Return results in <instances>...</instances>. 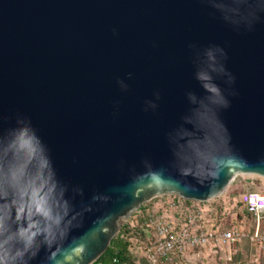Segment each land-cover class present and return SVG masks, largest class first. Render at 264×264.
Returning a JSON list of instances; mask_svg holds the SVG:
<instances>
[{"label":"water","instance_id":"1","mask_svg":"<svg viewBox=\"0 0 264 264\" xmlns=\"http://www.w3.org/2000/svg\"><path fill=\"white\" fill-rule=\"evenodd\" d=\"M238 175L264 179V0H0L2 264H93Z\"/></svg>","mask_w":264,"mask_h":264},{"label":"built area","instance_id":"2","mask_svg":"<svg viewBox=\"0 0 264 264\" xmlns=\"http://www.w3.org/2000/svg\"><path fill=\"white\" fill-rule=\"evenodd\" d=\"M239 202L254 219L255 227L251 235H248L249 240L264 247V232L260 229L264 221V192H244L240 195ZM202 204L205 203L175 196L167 202V208L183 215L181 221L175 223L165 215L148 214L146 221L141 224V230L147 234L143 246H140L142 242L138 239H130L129 251L136 254V246H140V255L145 258L146 264H176L177 261H183L186 252L191 249L230 244L243 238L244 235L235 231L221 230L216 210L203 207ZM209 214H214V218L209 219ZM126 224L131 231L135 224L138 225ZM111 264L128 263L113 257Z\"/></svg>","mask_w":264,"mask_h":264},{"label":"rangeland","instance_id":"3","mask_svg":"<svg viewBox=\"0 0 264 264\" xmlns=\"http://www.w3.org/2000/svg\"><path fill=\"white\" fill-rule=\"evenodd\" d=\"M264 191V179L254 175H238L226 187L222 194L218 197L205 202L203 207H209L216 210V218L219 221V228L223 231H235L243 236L240 240H235L230 244L225 245H211L205 248H194L186 252L183 261H177L176 264H264V247H260L257 243L249 240L248 235L254 230L255 224L251 214L248 213L246 208L239 202V197L244 192H258ZM175 196L165 195L164 199H172ZM158 198L153 199L149 206L145 209L154 210L153 215H165L168 212L172 216V220L177 223L180 222L183 215L176 214L174 211H168L165 204L159 209L150 208ZM149 203V202H147ZM146 204V203H145ZM143 204V205H145ZM142 205V206H143ZM140 210V209H139ZM133 213L126 221V223H138L141 219L142 211ZM146 212H143V215ZM148 214H152L148 212ZM174 217V218H173ZM209 219L214 218V214L207 215ZM171 218V217H170ZM124 223V224H126ZM137 225L135 224V227ZM261 231L264 232V221L260 226ZM147 234L137 228L136 232L130 234V237L138 239L142 242V247L145 242ZM136 246V254L132 255L136 264H146L145 259L140 255L141 248Z\"/></svg>","mask_w":264,"mask_h":264},{"label":"trees","instance_id":"4","mask_svg":"<svg viewBox=\"0 0 264 264\" xmlns=\"http://www.w3.org/2000/svg\"><path fill=\"white\" fill-rule=\"evenodd\" d=\"M152 201L141 206L139 211H143L145 207L149 206ZM146 219L147 215L145 213L143 217H141V219L137 221L138 225L134 227L132 231L128 228L127 224H123L118 234L111 240L106 251L93 264H97L99 262H102V264H111V259L113 257H116L121 262L136 264L134 259L132 258L133 254L129 251V247L131 245L130 239H132L130 237V234L132 235V233L136 232L137 228H141V224L144 223Z\"/></svg>","mask_w":264,"mask_h":264},{"label":"crops","instance_id":"5","mask_svg":"<svg viewBox=\"0 0 264 264\" xmlns=\"http://www.w3.org/2000/svg\"><path fill=\"white\" fill-rule=\"evenodd\" d=\"M170 201V199H164L163 198V196L162 197H160L159 199H157L156 201H155V203H153V205H151L150 206V208H155V209H159L160 207H162L163 206V203L165 204L164 206H165V208L168 210V211H170L168 208H167V202H169ZM153 211L154 210H149V209H144L141 213H142V215H141V217H143V212H146V215H148V212H151L152 214H153ZM164 215V214H163ZM165 216H167L168 218H170L171 217V219H172V216H169V214H168V212H166V214H165Z\"/></svg>","mask_w":264,"mask_h":264},{"label":"clouds","instance_id":"6","mask_svg":"<svg viewBox=\"0 0 264 264\" xmlns=\"http://www.w3.org/2000/svg\"><path fill=\"white\" fill-rule=\"evenodd\" d=\"M37 211H43V214L45 215V216H48L49 215V213L47 212V211H44L42 208H40V207H37V209H36ZM35 235V233H32V235H29L27 238H26V240H25V248H27L30 244H31V242H32V237ZM0 264H2V262H0Z\"/></svg>","mask_w":264,"mask_h":264}]
</instances>
